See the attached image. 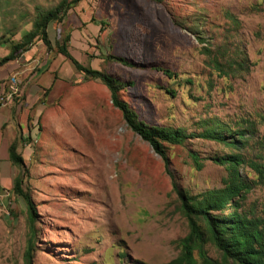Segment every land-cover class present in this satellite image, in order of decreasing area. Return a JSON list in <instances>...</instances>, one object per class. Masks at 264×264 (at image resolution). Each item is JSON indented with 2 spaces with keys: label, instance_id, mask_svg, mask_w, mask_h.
Here are the masks:
<instances>
[{
  "label": "rangeland",
  "instance_id": "obj_1",
  "mask_svg": "<svg viewBox=\"0 0 264 264\" xmlns=\"http://www.w3.org/2000/svg\"><path fill=\"white\" fill-rule=\"evenodd\" d=\"M61 1L0 0V59ZM88 24L97 36L83 35ZM70 32L80 64L132 84L120 97L146 124L187 135L223 126L225 134L244 133L243 145L166 144L167 167L128 127L107 87L59 54ZM48 34L49 51L40 37L33 41L40 61L33 72L56 68L55 82L38 121L26 127L25 168L0 176V264H25L29 213L12 191L18 177L38 211L33 264H168L190 233L176 188L196 199L222 188L230 172L214 160L225 155L264 163V0H84ZM40 79L51 83L49 73ZM248 164L238 170L251 184L244 209L263 219L264 184ZM205 249L221 259L212 245Z\"/></svg>",
  "mask_w": 264,
  "mask_h": 264
},
{
  "label": "trees",
  "instance_id": "obj_2",
  "mask_svg": "<svg viewBox=\"0 0 264 264\" xmlns=\"http://www.w3.org/2000/svg\"><path fill=\"white\" fill-rule=\"evenodd\" d=\"M82 1L84 0H62L54 10L41 13L33 25V30L24 35L21 42L11 47L8 56L0 60V69L7 66L10 62L17 61L21 55L31 50L33 41L38 37L41 38L47 50H51L53 42L48 34L50 24L53 22L63 23L69 10ZM71 41V33H68L62 43L58 45L59 54L71 61L86 79L98 80L107 87L114 107L122 113L128 127L149 143L154 151L166 162L167 167L166 144L172 146L182 145L191 138H201L236 149L240 147L239 145H243L241 143H243V138L245 137L244 133L238 132L235 135H231L228 131V134H225L223 126H218V129L216 126L209 125L202 134L187 135L180 129L173 130L146 124L130 105L120 97V93L132 84H126L103 71L80 64L71 54ZM108 59L115 60L123 65H130L122 58L108 56ZM155 70L162 72L171 80L178 79L177 74L170 70L160 67H155ZM50 90V88L45 90L42 100L46 99ZM20 94L21 92L16 96ZM191 158L198 170L204 167L203 160L197 154L192 153ZM214 161L219 165L226 166L230 172V177L224 181L222 188L210 190L197 199L187 197L176 188L183 201L182 209L189 221L190 233L180 242V255L168 264H264V218H257L254 214L244 209V202L251 189V184L239 174L238 170L241 166L248 163L244 156L239 154L225 155L216 158ZM10 163L14 167L25 168V160L18 153V143L12 144L10 147ZM248 165L255 173L257 182L264 184V163L252 161ZM23 183V177L15 178L12 191L27 204L30 231L25 264H33L38 211L31 196L24 192ZM199 222H202L203 225H200ZM208 244L212 245L220 253V260H214L208 256L205 249Z\"/></svg>",
  "mask_w": 264,
  "mask_h": 264
},
{
  "label": "crops",
  "instance_id": "obj_3",
  "mask_svg": "<svg viewBox=\"0 0 264 264\" xmlns=\"http://www.w3.org/2000/svg\"><path fill=\"white\" fill-rule=\"evenodd\" d=\"M87 32H92L97 36L99 28L96 25L88 24L85 32L83 31L82 33L86 35L85 33ZM70 33L73 41V32ZM34 48L33 46L31 50L24 53L17 61L10 62L7 66L0 69V176L5 179L7 176H10L11 167L14 168L10 163L11 145L18 143V153L22 155L24 160L30 154L29 147H26L27 144L23 143L26 140V127L31 124L34 125L38 121V116L44 110L43 106L46 99H42L45 90L51 88L55 82V78L51 73L56 68H53L46 72L49 73L51 83L47 86L41 83L40 78L46 74L44 73V66L49 65V60L48 62L41 63V66L44 67L43 69L33 72L40 63L38 58H34L37 52ZM8 53L3 55L1 59L8 56ZM16 75L19 76L21 94L14 99H5L4 104V84H8L10 78ZM43 90L44 93L41 95Z\"/></svg>",
  "mask_w": 264,
  "mask_h": 264
},
{
  "label": "built area",
  "instance_id": "obj_4",
  "mask_svg": "<svg viewBox=\"0 0 264 264\" xmlns=\"http://www.w3.org/2000/svg\"><path fill=\"white\" fill-rule=\"evenodd\" d=\"M19 84V80L11 83V84H4L3 87V94H4V104H5V99H12L13 93L17 92V87Z\"/></svg>",
  "mask_w": 264,
  "mask_h": 264
},
{
  "label": "bare ground",
  "instance_id": "obj_5",
  "mask_svg": "<svg viewBox=\"0 0 264 264\" xmlns=\"http://www.w3.org/2000/svg\"><path fill=\"white\" fill-rule=\"evenodd\" d=\"M18 92H19V91H18V88H17V92H14V93H13V96H12L13 99H14V97L17 95Z\"/></svg>",
  "mask_w": 264,
  "mask_h": 264
}]
</instances>
